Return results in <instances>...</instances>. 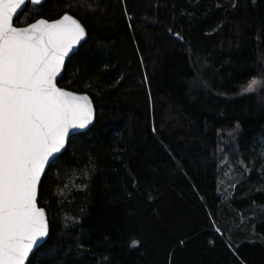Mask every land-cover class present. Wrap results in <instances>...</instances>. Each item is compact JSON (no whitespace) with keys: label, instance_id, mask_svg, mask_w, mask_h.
<instances>
[{"label":"trees","instance_id":"trees-1","mask_svg":"<svg viewBox=\"0 0 264 264\" xmlns=\"http://www.w3.org/2000/svg\"><path fill=\"white\" fill-rule=\"evenodd\" d=\"M30 8L16 26L84 25L58 84L87 93L96 121L44 175L50 234L28 264H264V89L238 94L264 80V0Z\"/></svg>","mask_w":264,"mask_h":264},{"label":"snow or ice","instance_id":"snow-or-ice-1","mask_svg":"<svg viewBox=\"0 0 264 264\" xmlns=\"http://www.w3.org/2000/svg\"><path fill=\"white\" fill-rule=\"evenodd\" d=\"M43 2L0 0V264H26L48 237L46 212L37 205L42 175L70 135L94 118L87 95L57 86L65 59L85 37L81 24L68 14L13 24L18 10L30 5L35 15ZM258 89L264 80L252 77L238 94Z\"/></svg>","mask_w":264,"mask_h":264},{"label":"water","instance_id":"water-1","mask_svg":"<svg viewBox=\"0 0 264 264\" xmlns=\"http://www.w3.org/2000/svg\"><path fill=\"white\" fill-rule=\"evenodd\" d=\"M45 1H46V0H44L43 4L45 3ZM43 4H42V5H43ZM23 11H24V10H23ZM23 11H19V10H18V14H17V16H14V17H13V24H14V26H16V25H15V20L20 16V14H21ZM68 15H70V14H68ZM71 16H72V15H71ZM62 17H63V16H62ZM62 17H60V18H62ZM72 17H73L74 19H76V20L81 24V26L85 29L84 25H83V24H82V23H81L76 17H74V16H72ZM60 18H58V19H60ZM40 19H44V18H40ZM46 20H47V19H46ZM56 20H57V19H56ZM48 21H49V22H53V21H55V20H52V21L48 20ZM34 22H35V21H34ZM32 23H33V22H32ZM30 24H31V23H30ZM28 25H29V24H28ZM28 25H26V26H28ZM26 26H21V27H26ZM16 27H18V26H16ZM87 37H88V34H87L86 29H85V37H84V39L80 42L79 45H77V46L73 49V51H72V52L69 54V56L65 59V65H64V68L62 69L60 76L57 77V86H58V87H60L58 83H59V81L61 80V78L63 77V74H64V71H65V66H66L67 61L71 58L72 55H74L75 53L78 52L80 46H81V45L87 40ZM60 88H62V87H60ZM62 89L67 90V91H71V90H68V89H65V88H62ZM71 92H73L74 94H78V95H87V96L89 97V99H90V101H91V104H92V106H93V109H94V118H93V122H92V124L89 125V128H88V129L80 130V131H78V132H76V133L70 135V138H71L72 136L77 135V134H80V133H86L87 131H89V130L91 129V127L95 124V121H96V108H95V105H94V103H93L91 97H90L87 93H78V92H74V91H71ZM70 138H69V139H70ZM68 142H69V140L66 142L65 148L61 151V153L57 154V158H58L61 154H63V153L65 152V150H66V148H67V146H68ZM49 167H50V166H46L45 173L42 175V178H41V183H42V180H43V178H44V175L46 174V172H47V170H48ZM40 186H41V184H40ZM40 186H39V190H40ZM38 200H39V191H38L37 205H38V207H40V206H39V202H38ZM41 208H42V207H41ZM43 209H44V208H43ZM45 212H46V211H45ZM46 217H47V219H48L47 213H46ZM48 222H49V221H48ZM49 234H50V227H49ZM48 238H49V235H48L47 238H45L44 241L40 242V243H39V244L33 249V252L30 253V255H29V261H30L31 256L33 255V253H34L39 247H41V246H42V245L48 240ZM29 261H27L26 264H28Z\"/></svg>","mask_w":264,"mask_h":264},{"label":"rangeland","instance_id":"rangeland-1","mask_svg":"<svg viewBox=\"0 0 264 264\" xmlns=\"http://www.w3.org/2000/svg\"><path fill=\"white\" fill-rule=\"evenodd\" d=\"M236 176L239 177V175L235 173L234 169H232V166L227 164L222 166L220 185L223 194L227 197L229 196L228 192H230V189L232 188L233 180L235 179Z\"/></svg>","mask_w":264,"mask_h":264},{"label":"bare ground","instance_id":"bare-ground-1","mask_svg":"<svg viewBox=\"0 0 264 264\" xmlns=\"http://www.w3.org/2000/svg\"><path fill=\"white\" fill-rule=\"evenodd\" d=\"M62 155V154H61Z\"/></svg>","mask_w":264,"mask_h":264}]
</instances>
